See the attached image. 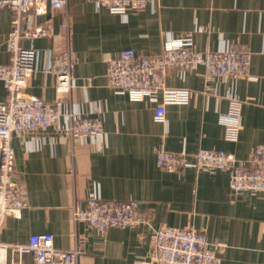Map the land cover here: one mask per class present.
Instances as JSON below:
<instances>
[{
    "label": "crops",
    "instance_id": "obj_1",
    "mask_svg": "<svg viewBox=\"0 0 264 264\" xmlns=\"http://www.w3.org/2000/svg\"><path fill=\"white\" fill-rule=\"evenodd\" d=\"M94 0H67L63 10L47 8L22 17L23 31L48 27L49 38L24 37L21 45L37 51L38 69L47 58L69 49L74 87L56 91L51 75L38 71L24 92L47 102L61 101L57 126L24 133L11 140L14 169L24 186L26 207L19 218L6 217L0 243L26 244L29 236L47 233L60 250H76V264H151V235L163 226L191 227L211 244L218 264H264V200L247 192L232 194L229 172L185 169L167 172L155 163L164 149L186 153L200 149L231 153L246 161L264 144V0H156L141 13L125 16L96 9ZM13 13L0 10V64L9 62L5 42ZM62 25H67L65 31ZM201 29V30H199ZM190 37L199 52L217 51L238 40L250 54V78L211 82L199 68L179 77L166 76L167 87L187 89V104L166 106L164 121L154 119L155 105L131 101L108 87L107 61L130 49L160 55L166 43ZM229 97L241 101L240 133L226 141L219 115ZM8 98L0 82V101ZM99 114L100 138L74 140L66 134V114ZM97 195L107 201H137L144 221L103 233L76 222L73 211ZM8 264L16 257L6 255ZM32 264V255L20 257Z\"/></svg>",
    "mask_w": 264,
    "mask_h": 264
},
{
    "label": "built area",
    "instance_id": "obj_2",
    "mask_svg": "<svg viewBox=\"0 0 264 264\" xmlns=\"http://www.w3.org/2000/svg\"><path fill=\"white\" fill-rule=\"evenodd\" d=\"M156 0H94L96 9H106L112 14L125 16L141 13ZM67 0H0V10L13 13L5 42L9 62L0 64V82L8 93L6 101H0V228L6 217L19 218L26 207L24 186L18 181L14 169L13 137L24 133L45 130L57 126L62 112L61 101L47 102L24 92L27 81L38 71L51 75L56 91L68 95L74 87L72 70L74 61L68 48L47 58L38 69L37 51L21 45L24 37L49 38L48 27H32L23 31L22 17L31 12L38 15L47 8L63 10ZM67 25H62L65 31ZM201 30V29H199ZM238 40L217 51L199 52L190 37L166 43L160 55L143 56L130 49L120 51L107 61V85L116 94L126 95L131 101H148L155 105L154 119L164 121L166 106L187 104L190 91L167 87L166 76L175 73L179 77L202 68L206 81L217 78H250L248 68L250 54L241 49ZM229 108L219 115L224 128V138L236 142L240 133L242 103L229 97ZM68 124L64 131L72 139L85 136L100 138L102 123L98 113L94 117L75 113L66 114ZM156 165L167 172L185 169L214 173L229 172V189L232 194L247 192L264 200V144L256 146L246 161L237 160L233 154L221 150L200 149L192 158L186 153H173L158 149ZM76 222H85L92 229L103 233L109 228H131L142 223L137 201H107L97 195L86 199L83 208L73 211ZM222 244H211L207 237L191 227L175 229L163 226L151 235V264H218L215 252ZM18 259L12 264H24L20 257L32 255V264H76V250H60L53 245V236L42 233L29 236L26 244L0 243V264H8L6 255Z\"/></svg>",
    "mask_w": 264,
    "mask_h": 264
}]
</instances>
